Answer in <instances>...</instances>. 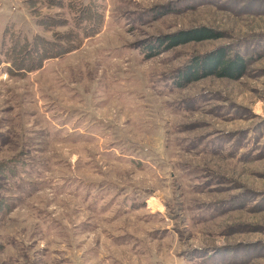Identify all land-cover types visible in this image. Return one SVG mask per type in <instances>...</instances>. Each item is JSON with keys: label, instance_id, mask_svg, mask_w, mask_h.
Listing matches in <instances>:
<instances>
[{"label": "rangeland", "instance_id": "obj_1", "mask_svg": "<svg viewBox=\"0 0 264 264\" xmlns=\"http://www.w3.org/2000/svg\"><path fill=\"white\" fill-rule=\"evenodd\" d=\"M51 1L0 0V43L74 45L0 63V264H264V0Z\"/></svg>", "mask_w": 264, "mask_h": 264}, {"label": "trees", "instance_id": "obj_2", "mask_svg": "<svg viewBox=\"0 0 264 264\" xmlns=\"http://www.w3.org/2000/svg\"><path fill=\"white\" fill-rule=\"evenodd\" d=\"M59 1V0H58ZM51 2H54L53 0ZM60 2V1H59ZM9 28V27H8ZM6 28L4 30L1 43H0V63L2 60H7L17 73L21 70L31 71L37 68L43 60L59 55L65 51L72 50L74 45L64 46L60 42H54V40H47L40 36L29 37L27 35L20 36L13 35L11 29ZM208 28H197L192 31H186L183 33H177L168 35L165 38H159L158 47L165 43L168 47L183 42L184 39L192 38L195 40H201L204 38H211L213 34ZM11 34L6 37L7 34ZM89 35V34H87ZM86 36V35H82ZM155 47L151 44L143 45V51L147 52L148 56L154 55L157 52L153 50ZM246 59L243 56L225 57L224 54L217 53L216 55H205L204 57H195L192 59L191 71L189 76L182 75V78L195 79L198 73L205 75L215 74L220 77H238L242 74ZM10 73H14L11 69H7ZM180 78L176 77V82H179Z\"/></svg>", "mask_w": 264, "mask_h": 264}]
</instances>
